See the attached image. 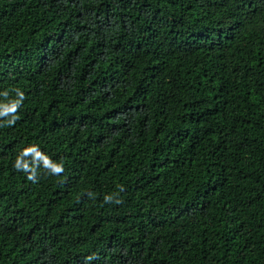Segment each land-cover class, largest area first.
I'll list each match as a JSON object with an SVG mask.
<instances>
[{
  "label": "trees",
  "instance_id": "1",
  "mask_svg": "<svg viewBox=\"0 0 264 264\" xmlns=\"http://www.w3.org/2000/svg\"><path fill=\"white\" fill-rule=\"evenodd\" d=\"M16 89L0 264H264V0H0Z\"/></svg>",
  "mask_w": 264,
  "mask_h": 264
},
{
  "label": "clouds",
  "instance_id": "2",
  "mask_svg": "<svg viewBox=\"0 0 264 264\" xmlns=\"http://www.w3.org/2000/svg\"><path fill=\"white\" fill-rule=\"evenodd\" d=\"M15 91L18 99L8 104H0V117H5L9 114H12V119L9 121V123H14L15 120L19 118L15 115V113L17 112L22 101L25 99L23 92H21L19 89H16ZM4 95L7 96V93H5ZM29 155H32L36 158L32 161L31 165L28 162H23L21 159V157H27ZM38 162H42L43 166L46 169L50 170L51 174H60L64 171L62 163H53L48 157L40 153L35 145L29 146L28 148H25L22 151L20 156L17 157V162L15 166L17 167V169L23 170L25 173H27V178L29 180L35 181V178L37 176L36 165ZM110 201H112V197L105 196V202ZM115 202L120 203V200H116ZM87 259L90 260L92 259V257H87Z\"/></svg>",
  "mask_w": 264,
  "mask_h": 264
}]
</instances>
